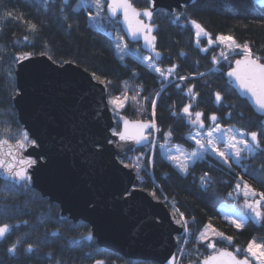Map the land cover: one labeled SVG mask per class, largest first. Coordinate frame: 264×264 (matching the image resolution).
Listing matches in <instances>:
<instances>
[{
	"label": "trees",
	"instance_id": "1",
	"mask_svg": "<svg viewBox=\"0 0 264 264\" xmlns=\"http://www.w3.org/2000/svg\"><path fill=\"white\" fill-rule=\"evenodd\" d=\"M131 2L140 10L149 8L146 0ZM99 3L101 8L96 7V0H0V141L28 140L13 103L15 56L23 53L45 54L60 65L72 62L104 82L109 99L126 96V106L115 118L114 133L120 132V115L153 120L160 144L169 142L193 151L195 144L188 136L195 130L197 112L203 114V131L222 126L248 135L255 132L257 151L233 168L206 155L183 174L159 145L154 151L137 149L123 160L125 165L138 166L141 189L155 193L183 214L189 235L183 264H200L212 254L209 241L199 239L209 224L231 237L230 241L214 239V251L227 248L238 257L247 256L253 239L264 242V219L251 217L243 229H237L224 215L225 207L242 203L237 184L264 193V120L239 96L227 75L242 55L222 60L220 48L197 38L191 21L214 40L231 36L238 44L247 43L264 62V5L254 0H197L183 13L155 12L151 25L156 29V50L163 55L155 62L139 45L121 44L125 37L119 23L107 17L105 2ZM31 24L37 26L36 31H30ZM197 41L207 50L197 46ZM145 59L166 74L170 68L175 70L166 78ZM185 107L189 113L183 111ZM212 115L217 117L215 122ZM4 225L10 231L0 238V264H153L101 248L88 224L61 219L59 206L28 182L16 185L0 179V226Z\"/></svg>",
	"mask_w": 264,
	"mask_h": 264
},
{
	"label": "water",
	"instance_id": "2",
	"mask_svg": "<svg viewBox=\"0 0 264 264\" xmlns=\"http://www.w3.org/2000/svg\"><path fill=\"white\" fill-rule=\"evenodd\" d=\"M146 1L149 8L145 10L152 13L151 18L128 0L140 12L132 20L133 28L139 27L138 20L151 27L148 33L151 37L156 32L150 24L155 12L163 9L172 14L183 13L185 7L197 0ZM105 2L109 19L119 20L127 41L140 44L145 53L161 61L163 55L156 50V36L153 49L144 39L146 28L134 37L123 10L112 15L109 8L112 0ZM15 62L17 93L13 103L19 123L31 142L23 147L19 146L21 141L0 145V161L14 163L17 169L22 167L31 179L13 178L4 168H0V179L16 185L28 181L44 198L59 206L61 219L88 224L101 248L129 260L173 264L175 258L176 262L178 238L186 233L184 218L159 196L141 189L133 166L123 163L127 154L149 145L148 133L153 122L123 116L120 132L114 135L115 120L105 83L79 65L72 62L60 65L45 54H18ZM230 80L239 96L264 119V111L251 95L233 77ZM125 121L128 122L126 135L139 138L142 132L145 139L139 143L136 139L121 140ZM137 124L149 127L133 128ZM22 160L31 163L21 165ZM220 251L236 255L229 249Z\"/></svg>",
	"mask_w": 264,
	"mask_h": 264
},
{
	"label": "snow or ice",
	"instance_id": "3",
	"mask_svg": "<svg viewBox=\"0 0 264 264\" xmlns=\"http://www.w3.org/2000/svg\"><path fill=\"white\" fill-rule=\"evenodd\" d=\"M96 7L101 8L102 5L99 3V0H96ZM109 8L111 10L112 15H116L118 11L123 10L124 19L126 22H128L129 29L132 31V34L134 37L137 36L138 32L143 31L145 28L147 29V32L144 33V39L147 44H151L153 49L155 48V45L153 44V41H155V36L149 37V34L151 32V27L148 25H143L140 21H136L137 25L139 27L133 28L132 20L136 17L140 16V12H138L135 8L132 7V5L128 2V0H112V3L109 5ZM131 13V17L129 15ZM144 16H147L151 18L152 13L150 11L145 10L143 12ZM178 19V18H177ZM192 25L198 30L196 35L197 37L200 36L201 33H203L205 36L208 35L207 32L204 31V29L201 27L200 24H198L196 21H191ZM37 26L35 24L30 25V31H36ZM27 39V37H25ZM218 40L221 43H225L226 47L230 51H235L236 49H239L238 54H243V59H238L235 61V69L232 71H229L227 75L229 77H233L238 83L241 89H243L246 93L250 94L254 103L262 110L264 111V63L260 62V57L254 56L252 50L250 49L249 45L247 43L244 44H238L231 36H219ZM199 42V41H197ZM209 43H212L211 37H209ZM207 49H205L206 51ZM159 55V53H157ZM222 56H224L225 59H227V55L225 53H221ZM155 71L160 72L161 76H164V71H162L160 68H156L154 65L152 66ZM175 69L170 68L168 69V73L171 74ZM99 79V77H97ZM189 94H193L192 90L189 89ZM119 98L113 99L111 103L115 104L117 107H120L121 105L117 103ZM125 100L128 98L125 96ZM216 99L219 101L221 99L219 93L216 94ZM133 100H135V97H133ZM155 105H153L154 109ZM185 113H189V108L185 107L183 109ZM155 113L153 112V115ZM202 113L197 112L195 114V121L194 123H199L201 127H203V121L200 119L202 116ZM211 121L215 122L217 120V117L215 115H212L210 117ZM127 126L128 122L125 121V133L120 134V139H136L137 143L140 142L141 139H145V137L141 134L139 135V138L136 136H129L126 135L127 133ZM154 127V125H151ZM149 127V125H133V128H139L143 129ZM116 133H114L115 135ZM170 135V133H169ZM241 135H245L244 133H241ZM251 136V139L253 141H257V133L252 132L249 133ZM26 138V137H25ZM223 140V137L216 139L213 138L212 132L207 133V145L210 146L211 151L216 152L221 158L224 159V162L227 163L229 159L232 158V156L239 158L240 153L242 149L239 147V145H244V148H248V143L245 140H236L235 137H230L229 140L226 142V147L229 149H234V152L232 153V156L227 155L224 151L218 150V143ZM196 143L200 145L201 149H205V145L201 143L200 140H196ZM8 141L3 140L0 141V145H7ZM20 147H23V143H20ZM179 151V149H177ZM11 154V151H9V155ZM198 155L197 152L191 153L192 157H196ZM173 159H176V157H172ZM25 163H31L30 161H19V164L23 165ZM178 167H181L183 171H187L186 163H181L177 165ZM0 168H4L7 170V172L13 177V178H19L20 180H30L31 177L27 176L24 169L21 167L17 169V165L14 163H7L5 164L3 161H0ZM237 188H240V185L237 184ZM244 196H245V207L250 210L252 214H254V217L257 219H264V210L260 207V200H255L253 202H249L247 197L251 194L252 196H255L256 193L254 190H252L247 184L244 185ZM261 199H264V193L260 194ZM183 214H181L182 216ZM244 219H251V217H245ZM232 224L235 225L237 229H241L244 227V220H241V222H237L236 219H232L230 221ZM185 225L187 221L184 222ZM209 228L211 226H208ZM10 229L9 226L4 225L0 226V238H4L7 233H9ZM215 231L214 229L212 230ZM217 236L223 237V239L230 241L231 237H224L223 233H216ZM201 241H207L208 240V234L207 231L201 234L199 237ZM208 247L215 248V243H208ZM11 251H15V249H10ZM29 251H31V248H29ZM236 252H240V249L237 248L235 250ZM246 252L250 254L251 258L258 262V264H264V242H257L255 239H253L246 249ZM175 262V258H173V264ZM202 264H251L248 256H245L243 259H238L236 255H234L232 252L229 251H220L218 250L215 254L208 256L205 258L202 262Z\"/></svg>",
	"mask_w": 264,
	"mask_h": 264
},
{
	"label": "rangeland",
	"instance_id": "4",
	"mask_svg": "<svg viewBox=\"0 0 264 264\" xmlns=\"http://www.w3.org/2000/svg\"><path fill=\"white\" fill-rule=\"evenodd\" d=\"M256 1L258 4L260 5H264V0H254ZM201 37H203L204 39H206L207 41H209V37H211L209 34L207 36H205L203 33L201 35ZM212 43H209V46H218L220 48V55L221 53H225L227 55V59H229L232 56H236V55H240L239 53V49H236L235 51H230L227 47L225 43H221L218 40V37L214 40L212 39ZM197 46H199L200 48H202V45L200 44V42H197ZM203 51H205V49L202 48ZM243 55V54H241ZM222 60H225L224 56H222ZM242 57V56H241ZM165 77V76H164ZM110 101V105L113 108V111L116 113H119V110H121L122 108H124L126 106V102L127 100L125 99H118L117 103L120 104V107H117L115 104L111 103L112 99H109ZM202 117H200L201 119ZM196 117H194V121H195ZM208 132H212L213 138H216L219 140V138L223 137V140L221 142L218 143L217 147L219 151H224L227 155L232 156V153L234 152V149H229L226 147V142L229 140L230 137H235L236 140H245L248 143V148H244V145H239V147L242 149L239 158H236L234 156H232L231 159L228 160L227 163L224 162V159L221 158L216 152L211 151L210 146L207 145V133ZM241 133H244L245 135H241ZM188 138L195 144V149L193 151H188L187 149H185L182 146L179 145H173L169 142H166L164 144H161L160 148L162 149V152L164 153L165 157L168 159V161L170 163H172V165L179 170L181 173L183 174H187L188 168L198 159L206 156V155H211L213 157H215L216 159H218L220 162H222L223 164H225L226 166L233 168L234 165H240L242 160L245 157H249L251 155H253L256 151H257V141H253L251 139V136L246 134L245 132L236 130V129H232V128H225L222 126H216L214 129L212 130H208V131H203V128L200 126L199 123H195V130L193 131L192 134H190L188 136ZM196 140H200L202 144L205 145V149H201L200 145H198L196 143ZM25 144L24 145H28L30 140H22ZM177 149H179V151H177ZM193 152H197L198 155L196 157H192L191 153ZM172 157H176V159H173ZM181 163H186L187 166V171H183L181 167H178V164ZM244 185L240 184V188H238V192L237 195L240 197H242V203L237 205V204H232L229 207H225V213L226 216L224 215V219L232 224L230 221L232 219H236L237 222H241V220H244V226L245 223L248 219H244L246 216L247 217H254V214H252L250 212L249 209H247L245 207V196H244ZM249 186V185H248ZM252 190H254L251 186H249ZM255 191V190H254ZM255 196H252L251 194L247 197L249 202H253L255 200H260V207L263 210L264 208V199H261L260 193L256 192ZM256 220H258L257 218H255ZM234 225V224H232ZM208 226H211L210 228ZM205 229L204 232L207 231L208 234V240L211 243H214V239L219 238V239H223V237L217 236L216 233H221L219 230L215 229V227L212 224H209ZM235 226V225H234ZM244 228V227H243ZM241 228V229H243ZM10 229V228H9ZM215 230L214 232L212 230ZM203 232V233H204ZM224 236V234H223ZM225 237V236H224ZM246 255L254 262V264H258L257 261H255L254 259L251 258L250 254H248L246 252Z\"/></svg>",
	"mask_w": 264,
	"mask_h": 264
}]
</instances>
